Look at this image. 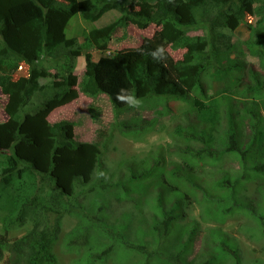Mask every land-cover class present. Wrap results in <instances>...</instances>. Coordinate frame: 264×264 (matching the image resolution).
<instances>
[{
    "label": "trees",
    "instance_id": "obj_1",
    "mask_svg": "<svg viewBox=\"0 0 264 264\" xmlns=\"http://www.w3.org/2000/svg\"><path fill=\"white\" fill-rule=\"evenodd\" d=\"M186 1L189 7L196 6L203 11L207 7L218 8L234 0ZM181 3L182 0H0V89L6 95L3 109L7 115L0 122V154L5 155V163L0 159V197L4 196L9 200L12 209L6 210L9 212L8 217L14 218L10 225L5 223L6 228L0 234V246H5L9 251L1 264L55 263L52 247L60 230L62 215L70 212L67 198H71L74 193L75 181L88 183L91 180L95 167V159L91 155L85 156L79 152L78 142L67 132L68 121L65 119L53 122L48 134L40 137L20 155L9 154L12 146L24 138L20 135L19 128L25 113L45 108V101L60 100L73 86H78L81 93L90 98L105 94L118 109L127 105L126 102L116 99L121 88L127 89L139 100L150 94L184 95L202 88L206 63L202 56L207 43L199 35L187 34L177 13ZM254 3L259 4V7L255 8ZM111 9L119 10V16L103 27L89 31L84 42L78 43L75 38H66L64 28L72 15L80 13L85 19L95 21ZM230 10L231 13L222 14L219 20L220 25L230 30L236 29L246 14L258 15L259 23L264 24V0H239V4L232 6ZM150 24L158 28L151 36L143 37L138 45L121 48L113 54H102L96 60L93 59L91 50H106L111 37L120 28L134 25L145 29ZM263 27L261 25L260 29H254L250 24L247 25L250 35L244 40V44L253 55L263 61L264 67ZM157 46L164 48L163 60L158 61L150 55ZM168 47L184 49L182 57L174 59L167 50ZM78 56L84 58V71L79 81L73 71L76 67L74 59ZM55 57L60 58V62L52 60ZM20 62L33 64L28 76H14ZM50 69L56 71L50 73ZM42 76L51 77V81L40 84L38 77ZM252 76L255 84L249 88L264 89V79L259 75ZM229 88L231 86L228 84L223 89ZM35 93L41 99L33 102L31 96ZM193 105L203 122L215 124L218 121L220 104L217 97L210 96L207 100L194 97ZM250 113L255 116L254 111ZM133 126L135 125L126 126L129 129L124 133L135 132L136 128ZM236 131L234 124L229 122L227 151L238 150ZM179 132L184 133L181 130ZM254 136L258 151L264 156V128H256ZM181 137L187 139L184 135ZM214 139V135L209 133L206 141L211 142ZM182 152V164L186 172L190 168L186 162H192L194 158L198 161L203 155L202 151L194 153L191 148H184ZM239 154L242 163H246V152L241 151ZM206 155L215 157L212 152ZM30 171L47 175L54 188L33 189L28 179ZM249 171L254 177L262 175L264 161L254 163L251 168L243 166L241 179H226L217 187L226 189L230 186L229 189H233L234 193L245 183L244 179L252 177L246 173ZM174 175L178 176L179 173ZM172 177L173 175L163 176L162 181L159 180L162 187L151 197L155 200V207L150 218L149 235L155 241L167 235L173 228L172 225L183 218L185 211L182 200H191L186 192H183V199L180 198L179 188ZM178 178L185 180L187 176ZM167 190L176 191L178 195L170 204L162 200ZM226 201L220 202L214 198V209L209 215L222 221L243 210L250 217L257 218L259 223H263L264 215L257 207ZM83 208L74 213L75 227L73 226L74 229L64 240V246L69 251L79 252L84 249V255L77 261L78 264H102L114 252L116 245L126 252L137 250L146 257L143 261L127 264H150L154 257L165 264H193L186 257L190 253L195 227L187 229L186 238L179 241L175 249L164 251L161 246L153 248L151 240L144 241L147 234L137 233L133 238L130 237V224L127 221L118 223L119 229H116L115 224L104 222L100 216L105 214L107 207L101 202L92 201L91 206ZM91 218H96L99 225L92 223ZM26 223L30 224V228L24 234L11 241L6 238L10 228L22 227ZM95 226L96 235L91 236L88 232ZM213 241L217 243L216 257L227 254L234 257L236 264L239 263L238 247L231 240L214 234ZM213 261V257H209L202 264H212Z\"/></svg>",
    "mask_w": 264,
    "mask_h": 264
},
{
    "label": "rangeland",
    "instance_id": "obj_2",
    "mask_svg": "<svg viewBox=\"0 0 264 264\" xmlns=\"http://www.w3.org/2000/svg\"><path fill=\"white\" fill-rule=\"evenodd\" d=\"M234 1L218 8L212 6L200 11L199 7H189L187 1L182 0L177 8L187 34L199 35L207 43L202 56L206 60L202 88L184 95L150 94L140 100L139 108L129 107L127 104L118 109L105 94L90 98L81 93L78 86H73L60 100L45 101V108L25 113L19 128V133L24 138L12 146L9 154L20 155L40 137L47 135L53 122L65 119L68 121L67 132L78 142L79 152L95 159L91 180L88 183L75 181L74 193L71 198H67L70 212H64L60 220V230L52 247L54 264H78L77 261L83 257L84 249L79 252L69 251L64 246V240L75 227L74 213L79 208H88L92 201L101 202L107 207L105 214L100 216L104 222L115 224L116 229H119L118 223L127 221L130 224V237L133 238L137 233L147 234L144 241L151 240L153 248L161 246L164 251L175 249L176 244L186 238L187 229L195 227L190 253L186 257L193 264H202L209 257L214 259L212 264H236L234 257L227 254L216 257L218 249L215 247L217 243L213 241L214 234L231 240L238 247V264H264V221L259 223L257 218L250 217L243 210L222 221L209 215L214 209V198L220 202L235 201L257 207L264 215V173L254 177L250 171L246 172L252 177L244 179L245 183L234 193L233 189H229L230 186L226 189L217 187L226 179H241L243 166L251 168L254 163L264 161L254 136L256 128H264V89L249 88L255 84L252 75H259L264 79L263 61L253 55L244 44V40L250 35L247 25L260 29L264 24L259 23L258 15L246 14L234 30L220 25V16L231 13L232 6L239 4V0L235 3ZM254 7H259V4L254 3ZM119 14V10L111 9L92 21L76 13L68 20L64 33L66 38H75L78 43H82L87 39L89 31L103 27L115 20ZM157 28L154 24L145 29L134 25L120 28L111 37L106 50H91L93 59L96 60L102 54H113L121 48L136 46L143 37L151 36ZM167 50L174 59H180L184 51L170 47ZM52 60L60 62L58 57ZM74 62L76 67L73 71L79 81L84 71L83 56L76 57ZM32 65L20 62L14 76H28ZM49 71L53 73L56 70ZM236 78L240 80H235ZM38 80L40 84H46L51 81V77L42 76ZM228 84L231 88L223 89ZM210 96L217 97L220 104L219 119L215 124L203 122L193 105L194 97L207 100ZM39 99L41 96L37 93L31 96L33 102ZM5 102L6 95L0 89V122L7 118L3 109ZM251 111H254L255 116H252ZM229 122L237 129L238 150L235 151L226 150ZM130 125H135V132L124 133L129 129L126 126ZM179 130L184 133H178ZM209 133L215 137L211 142L206 141ZM181 134L187 139H183ZM184 148H191L194 153L198 150L203 153L200 160L196 161L194 158V161L186 162L190 166L188 172L182 164ZM241 151H245L248 157L244 164L239 154ZM208 152L214 153L215 157L207 156ZM0 159L5 163V155L0 154ZM100 171L106 173L107 179L98 178ZM177 172L179 175L175 176ZM171 175L179 188L180 198L183 199V192H186L191 200H182L185 211L183 218L172 225L173 228L167 235L155 241L149 235L150 218L155 207V200L151 197L162 187L159 180L162 181L163 176ZM182 175L187 178H178ZM28 179L35 190L40 187L49 190L54 188L47 175L30 171ZM238 185L239 183L236 186ZM177 196L176 191L167 190L162 200L170 204ZM6 208L11 210L12 205H9L6 197L1 196L0 234L6 228L5 223L10 225L14 219L8 217ZM91 221L99 225L96 218H91ZM96 227L88 232L91 236L96 235ZM29 228V223L22 227H12L6 238L11 241ZM117 246L102 264L136 263L146 259L137 250L126 252ZM8 253L5 246H0V264ZM150 264L165 263L154 257Z\"/></svg>",
    "mask_w": 264,
    "mask_h": 264
},
{
    "label": "clouds",
    "instance_id": "obj_3",
    "mask_svg": "<svg viewBox=\"0 0 264 264\" xmlns=\"http://www.w3.org/2000/svg\"><path fill=\"white\" fill-rule=\"evenodd\" d=\"M150 55L154 58L159 60H163L164 57V48L162 46H157V48L150 53ZM75 73V72H74ZM116 99L120 102H126L129 107L139 108L140 107V100L137 99L135 96L130 94L127 89L121 88L116 95ZM5 112V111H4ZM6 114V113H5ZM7 116V115H6ZM107 179V175L104 171L98 172V178Z\"/></svg>",
    "mask_w": 264,
    "mask_h": 264
}]
</instances>
